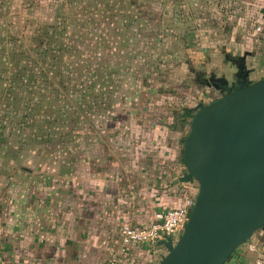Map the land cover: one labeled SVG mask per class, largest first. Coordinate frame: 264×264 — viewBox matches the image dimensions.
Returning a JSON list of instances; mask_svg holds the SVG:
<instances>
[{
  "label": "rangeland",
  "instance_id": "374dc122",
  "mask_svg": "<svg viewBox=\"0 0 264 264\" xmlns=\"http://www.w3.org/2000/svg\"><path fill=\"white\" fill-rule=\"evenodd\" d=\"M262 18L264 0H0V172L89 145L156 98L180 126L182 108L226 94ZM247 242L264 254V227Z\"/></svg>",
  "mask_w": 264,
  "mask_h": 264
},
{
  "label": "crops",
  "instance_id": "0c3cea01",
  "mask_svg": "<svg viewBox=\"0 0 264 264\" xmlns=\"http://www.w3.org/2000/svg\"><path fill=\"white\" fill-rule=\"evenodd\" d=\"M253 26L257 50L244 58L255 82L264 77V24ZM154 101L162 114L146 101L127 111L122 128L106 121L89 145L33 148L28 165L12 161L0 172V264L159 263L165 245L131 242L123 251L122 228L151 226L157 211L185 206L198 185L179 144L187 126L177 125L169 101ZM244 244L226 264H264Z\"/></svg>",
  "mask_w": 264,
  "mask_h": 264
},
{
  "label": "water",
  "instance_id": "95a60500",
  "mask_svg": "<svg viewBox=\"0 0 264 264\" xmlns=\"http://www.w3.org/2000/svg\"><path fill=\"white\" fill-rule=\"evenodd\" d=\"M244 60L222 82L229 91L192 118L183 156L198 193L177 241L160 242L158 264H226L264 227V77L250 81Z\"/></svg>",
  "mask_w": 264,
  "mask_h": 264
},
{
  "label": "built area",
  "instance_id": "2783aa9c",
  "mask_svg": "<svg viewBox=\"0 0 264 264\" xmlns=\"http://www.w3.org/2000/svg\"><path fill=\"white\" fill-rule=\"evenodd\" d=\"M260 30L261 27H258ZM187 200L185 206L170 208L167 210H160L155 213L156 221L147 228H135L129 224H126L122 228V241L126 250V246L131 242L147 243L151 245H163L161 241H167L172 238L174 242L177 241L179 236L184 231L185 224L189 221L190 213L194 206L196 196ZM250 250H255L254 244H249ZM258 263H263L259 260ZM109 264H117L116 259H112Z\"/></svg>",
  "mask_w": 264,
  "mask_h": 264
},
{
  "label": "trees",
  "instance_id": "16d2710c",
  "mask_svg": "<svg viewBox=\"0 0 264 264\" xmlns=\"http://www.w3.org/2000/svg\"><path fill=\"white\" fill-rule=\"evenodd\" d=\"M176 114H180V113L178 112ZM193 116H194V113H193V109L192 108H190V107H184V108H182V113L178 117V118L181 117V119H180V126H179V124H177L180 127V129H182L185 126H187L188 124H190V119ZM176 120H177V118H176ZM235 252L231 255V257L229 258V260L233 257V255L235 254Z\"/></svg>",
  "mask_w": 264,
  "mask_h": 264
}]
</instances>
